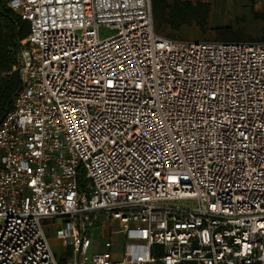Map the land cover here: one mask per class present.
Here are the masks:
<instances>
[{
	"label": "built area",
	"instance_id": "obj_1",
	"mask_svg": "<svg viewBox=\"0 0 264 264\" xmlns=\"http://www.w3.org/2000/svg\"><path fill=\"white\" fill-rule=\"evenodd\" d=\"M7 6L0 264H264V40L163 35L151 0Z\"/></svg>",
	"mask_w": 264,
	"mask_h": 264
},
{
	"label": "trees",
	"instance_id": "obj_2",
	"mask_svg": "<svg viewBox=\"0 0 264 264\" xmlns=\"http://www.w3.org/2000/svg\"><path fill=\"white\" fill-rule=\"evenodd\" d=\"M7 1L0 0V121L13 108L14 96L21 86L20 73L13 68L16 65L21 41L27 38L30 29L29 23L7 6ZM151 2L157 28L166 26L173 31H179L184 26L196 25L202 33L210 30L209 2L191 0H151ZM254 18L264 21V11L255 12ZM232 30L231 26L214 28V31L219 33L221 41H242L228 40ZM261 40H264V37ZM62 261L64 262L65 259Z\"/></svg>",
	"mask_w": 264,
	"mask_h": 264
},
{
	"label": "rangeland",
	"instance_id": "obj_3",
	"mask_svg": "<svg viewBox=\"0 0 264 264\" xmlns=\"http://www.w3.org/2000/svg\"><path fill=\"white\" fill-rule=\"evenodd\" d=\"M192 2H209L211 4V15L209 20L210 30L202 33L196 25L184 26L179 31H173L166 26H160L156 29L159 33L169 37L185 38L194 41L205 40H222L219 33L214 31L216 27L231 26L232 33L228 36V40H244L253 41L261 40L264 37V21L254 18L255 12L264 11V0H191ZM156 25V24H155ZM101 39L111 36V30L106 26L99 28ZM182 204H189L183 202ZM48 237L53 245V249L58 254L64 253L66 248L58 243L55 228H47ZM107 233L103 232L102 237L99 231L96 232L94 240L99 243L93 246V253L96 252L100 244V250H104V244ZM118 249H121L118 247Z\"/></svg>",
	"mask_w": 264,
	"mask_h": 264
},
{
	"label": "bare ground",
	"instance_id": "obj_4",
	"mask_svg": "<svg viewBox=\"0 0 264 264\" xmlns=\"http://www.w3.org/2000/svg\"><path fill=\"white\" fill-rule=\"evenodd\" d=\"M25 41H26V40H25ZM25 41H24V42H25Z\"/></svg>",
	"mask_w": 264,
	"mask_h": 264
}]
</instances>
